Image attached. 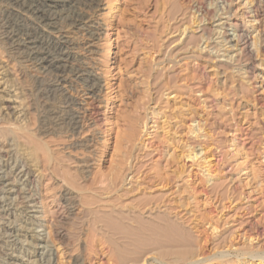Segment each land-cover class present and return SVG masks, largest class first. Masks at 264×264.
Masks as SVG:
<instances>
[{
  "label": "rangeland",
  "instance_id": "obj_1",
  "mask_svg": "<svg viewBox=\"0 0 264 264\" xmlns=\"http://www.w3.org/2000/svg\"><path fill=\"white\" fill-rule=\"evenodd\" d=\"M99 1L93 14L83 0L57 7L90 18L57 28L98 80L94 93L73 82L90 110L71 137L70 115L49 87L54 72L16 48L21 35L4 37L6 18L20 34L34 19L0 0V264L139 261L152 246L163 255L191 248L199 264H264L241 252L264 251V0H252L257 23L247 0H203L204 16L200 0ZM233 22L250 33L246 46L231 40ZM42 125L53 132L41 135ZM126 169L123 188L132 190L119 200H161L165 214L120 223L103 215L100 196Z\"/></svg>",
  "mask_w": 264,
  "mask_h": 264
},
{
  "label": "bare ground",
  "instance_id": "obj_2",
  "mask_svg": "<svg viewBox=\"0 0 264 264\" xmlns=\"http://www.w3.org/2000/svg\"><path fill=\"white\" fill-rule=\"evenodd\" d=\"M7 1L10 2L12 5L20 8V10H23L24 13L30 15L34 19V22H32V25H27L26 23H23L24 32L22 34H20L19 31L14 29V27L17 25V23L12 24L13 22H10L9 18H6V20H5L6 22L4 21V23H6V28H9L10 30L9 31L6 30V32H5L6 36H4L5 39L12 42V39L14 36H16L18 34H19V36L21 35L22 38L19 41H17L18 44H17L16 48H18V49L24 48L23 53L25 55V58L27 57L26 59L28 61H30V63H32L33 65L41 68L42 70H45V71L46 70H48V71L52 70V72H54V79L52 80L49 87L51 88L52 92L58 93L61 96L63 104H64L63 109H64V111H66L67 115H70L69 116V123H70V129L69 130H70V132L66 136L73 137V136L77 135L83 129V121H84V118L86 117L87 113L89 112L90 107L80 105L78 99L72 95V93L70 91L74 90L73 82L84 83L88 87V90H89L88 93H94V91H96V89L98 88V80H97V77L93 74V72L86 67L85 62L82 59L78 58V56L74 52H72L71 48H73L75 46V42H74L75 40H73L72 38L67 36V34L61 32L60 31L61 29H58L59 27L57 26V24H58V21L60 19H62V21L64 23H66V25H68L70 27H78V26L83 25V23L89 21L90 18L87 16V14H84L81 11L80 12L79 11H73L69 14H66L65 16H62L63 14H61L59 12V10H57V7L61 6V4L64 5L66 3H69V2H71V0H7ZM201 1H203V0L199 1L198 7L196 8V12H198L199 15L204 16L206 13H208L209 10H211V7L207 11L205 8H203ZM246 4H248L247 5L248 6V12L251 14V17H252V20H250V21H256V23H257L258 19H257L256 8H255V2L252 0H247ZM82 6H83L84 11H86V12L91 11V13L93 14L98 9V7L100 6V1L99 0H83ZM210 12H212V11H210ZM204 18H206V17H204ZM201 22H202V20H201ZM4 23L2 22L1 24H4ZM233 25H234V28L236 29V30H234V31H236V33L235 34L233 33L234 34L233 36H236V37L231 39V40L235 41V44L237 45L236 42H237L238 38L241 37L242 40L244 41L243 44L244 45L246 43L248 44V38L251 37L250 33L246 34L243 31L239 30L238 26H237L238 24L236 22H233ZM253 26L255 29H257L256 31H257V34L259 36L260 35V29L258 28V25H253ZM221 28L224 29V27H221ZM17 29L20 30L19 27H17ZM202 30H203V27H201L199 29V31H202ZM88 32L90 33V36H92L91 31L89 30ZM19 36H18V38H19ZM217 37H218V35H217ZM9 41H8V44L10 45ZM228 41H229V38H228ZM14 43H16V42H14ZM235 44H233V45H235ZM219 45H216V46H219ZM216 46L214 47L215 49L213 48L214 50L218 49ZM219 47L221 48V46H219ZM38 130H39L38 133L40 132L41 135L46 134L47 132H53L52 130L47 131L43 125L40 126ZM43 142H44V146L46 147L45 148V150L47 151L46 153H48L49 156H51L52 150L48 146H46L45 141H43ZM3 152H5V151H3ZM51 165H52V163H51ZM47 168H49V167H47ZM129 171H130L129 169H126L125 171L124 170L118 171L115 173V175L111 179L110 184L108 182H106V183H108V185H111L112 189H113L112 191L108 190V193L112 192L113 193L112 195L115 194L117 196V198L113 204H109L110 198L109 199L104 198V197H106V195L104 196V194L107 192H105L103 195H102L103 192L101 193L102 196H100V200L102 201L103 206L107 207L106 211H104L105 214H103V215L109 216L108 218H110L111 216H114L115 219L118 220L117 223H120V221L122 222L123 219L130 217V216L134 215L135 213H137L138 215L140 214V215H147V216H151L154 214H160V213L165 214L166 213L165 211H167L168 208L165 207L161 203V202H163L161 200L158 202L155 201L152 203L149 201H146L143 203L141 201H139V202H134L131 204H125L119 200L122 195L124 197V194L127 195L132 190V188H130V189H124L123 188L125 178H126L127 174L129 173ZM1 186H2V184H1ZM105 188H107V187H105ZM108 189H110V188H108ZM122 193H124V194H122ZM163 207H165L164 210H163ZM108 218L105 219V222L108 221ZM102 222L104 223V221H102ZM213 223H214V221H213ZM208 225H211V224H208ZM214 225L211 226V229H210L211 234L213 232H215V231H213L214 229H216V227ZM102 226L107 227L108 225L105 223L104 225L102 224ZM105 227H103L104 230H105ZM201 230H203V229H201ZM207 231H209V230L206 229V231H204V232L207 233ZM50 234H51V232H50ZM198 235L200 236L201 234L198 233ZM203 235H204V233H203ZM11 238H13V237H11ZM197 238H196V240L198 243H195V244H196L198 250L201 252L202 249H204V247H202L201 244H199V240ZM204 239H205V237H204ZM202 242H204V241H202ZM191 243L192 242H189V244L187 243V245L192 246ZM37 245H39V244H37ZM187 245H185V246H187ZM198 250H197V252H198ZM237 251H239V250H237ZM149 252L151 254L150 257L143 258L140 256L139 258H142V259L141 260L139 259V261L137 259L132 260L130 258L123 259V258H125V257H123V258H121V260L118 258L119 259L118 261L117 260H115V262L112 261V263L113 264H137V263L150 264L152 262L153 263L155 262L157 264H199L203 261V258L200 260V259H198L199 256L197 258L195 257L198 254L195 255V254L191 253V252H193L191 248L185 250L184 252H182L181 250H176L173 252L169 251L168 253L163 255V254H161L159 247L152 246L151 249L149 250ZM197 252H195V253H197ZM241 252L243 254H248V256L250 258L257 257L259 260L264 259V251L262 253L259 250H254V251L246 250V251H241ZM136 253H138V252H136ZM199 254L201 255L202 252ZM124 255H122V256H124ZM229 255H230L229 251L228 252L227 251H221L220 257H222V258L227 257L228 258ZM22 259H23V257H22ZM206 259L207 258H205L204 260H206ZM34 260H35V258H34ZM148 262H150V263H148ZM47 264H51V263L48 262Z\"/></svg>",
  "mask_w": 264,
  "mask_h": 264
}]
</instances>
